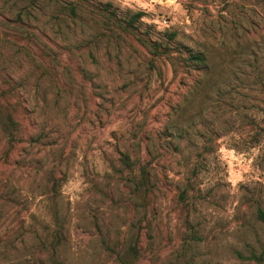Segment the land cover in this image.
Instances as JSON below:
<instances>
[{"label": "rangeland", "instance_id": "rangeland-1", "mask_svg": "<svg viewBox=\"0 0 264 264\" xmlns=\"http://www.w3.org/2000/svg\"><path fill=\"white\" fill-rule=\"evenodd\" d=\"M259 209L264 0H0V264H264Z\"/></svg>", "mask_w": 264, "mask_h": 264}, {"label": "trees", "instance_id": "trees-1", "mask_svg": "<svg viewBox=\"0 0 264 264\" xmlns=\"http://www.w3.org/2000/svg\"><path fill=\"white\" fill-rule=\"evenodd\" d=\"M70 11L73 13L75 11L74 5H70ZM141 13L137 14V17H139ZM134 19V18H133ZM190 59L193 60L196 63H204L205 62V57L202 53H194L190 56ZM258 216L264 221V211L260 210L258 211Z\"/></svg>", "mask_w": 264, "mask_h": 264}, {"label": "built area", "instance_id": "built-area-1", "mask_svg": "<svg viewBox=\"0 0 264 264\" xmlns=\"http://www.w3.org/2000/svg\"><path fill=\"white\" fill-rule=\"evenodd\" d=\"M159 23L162 26H167V21L165 19L161 20Z\"/></svg>", "mask_w": 264, "mask_h": 264}]
</instances>
